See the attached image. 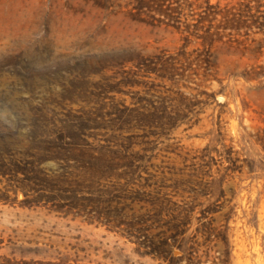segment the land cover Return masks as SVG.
I'll use <instances>...</instances> for the list:
<instances>
[{
	"label": "rangeland",
	"instance_id": "1",
	"mask_svg": "<svg viewBox=\"0 0 264 264\" xmlns=\"http://www.w3.org/2000/svg\"><path fill=\"white\" fill-rule=\"evenodd\" d=\"M188 1L197 21L204 0ZM210 1L220 34L184 46L183 25L134 0H0V264H162L103 204L147 184L217 225L228 214L229 264H264V0ZM168 55L178 73L161 75ZM222 248L212 235L204 264Z\"/></svg>",
	"mask_w": 264,
	"mask_h": 264
},
{
	"label": "trees",
	"instance_id": "2",
	"mask_svg": "<svg viewBox=\"0 0 264 264\" xmlns=\"http://www.w3.org/2000/svg\"><path fill=\"white\" fill-rule=\"evenodd\" d=\"M138 12H147L151 16L157 17L159 21H166L169 24H173L178 29H181V25L188 33L185 35L186 42L191 34L200 37L203 44L211 43L214 36L220 34L219 27L212 28V20L217 17L218 14L225 16L222 10H217L216 4L210 0H204V2H197V8L199 9V18L197 21L190 22L185 16V6L190 5L188 0H134ZM228 17V16H227ZM228 19V18H227ZM209 21V24L205 27L203 32H198L202 28L204 21ZM231 23L240 24L241 18L236 17L235 14L232 18L227 20ZM224 27V26H223ZM238 27V26H236ZM199 33V34H198ZM181 55H185L186 51L184 48L180 51ZM174 55H168L167 58H159L160 60V73L161 75L170 74L173 75L178 71L174 60ZM202 59V58H201ZM209 66L211 60L206 57L203 58ZM178 73V72H177ZM183 75V73H182ZM175 81V80H174ZM175 83V82H174ZM183 96V93L180 92ZM190 106H187V108ZM165 107L162 105H152L148 108L143 109L140 113L141 120L160 121V117L163 116V110ZM181 109L176 108L174 113L165 114V118L168 119L166 123L172 125H178L183 121L186 112H180ZM150 190H147V198L139 196H132L130 201H127L125 195H119L117 199L108 197L105 199L103 204L106 205L107 215L113 213L112 216H106L107 221L115 226L121 223L129 225L128 233L130 235L138 236L139 234L144 235V240L141 242L145 247L148 254L153 257L160 259L162 264H204L206 260L202 258L199 253L200 247L206 242L211 240L212 235L219 236L223 242V248L214 257L212 264H229V245L226 228L228 226V214L226 215L225 221L220 225L215 224L216 218L214 216L207 217L210 212L217 211L214 208L205 207L200 210V215L194 214V204H181L176 202L165 192L166 184H159V186H150ZM195 195H198L197 193ZM123 200H119V199ZM146 203L144 211L135 213L133 201L142 200ZM131 211L132 217L130 220H125L124 216L127 211ZM197 219L196 227L188 233L190 227ZM203 237L202 240L199 238ZM179 248L181 253L175 254V249ZM205 255H208L207 249L204 251ZM217 258V259H216ZM23 264H34L22 261ZM40 263V262H39ZM51 264V263H42Z\"/></svg>",
	"mask_w": 264,
	"mask_h": 264
}]
</instances>
